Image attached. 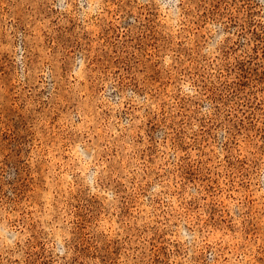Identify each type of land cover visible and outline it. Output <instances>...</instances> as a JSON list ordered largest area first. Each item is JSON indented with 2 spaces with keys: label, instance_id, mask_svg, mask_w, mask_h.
Returning a JSON list of instances; mask_svg holds the SVG:
<instances>
[{
  "label": "rangeland",
  "instance_id": "obj_1",
  "mask_svg": "<svg viewBox=\"0 0 264 264\" xmlns=\"http://www.w3.org/2000/svg\"><path fill=\"white\" fill-rule=\"evenodd\" d=\"M0 264H264V0H0Z\"/></svg>",
  "mask_w": 264,
  "mask_h": 264
}]
</instances>
